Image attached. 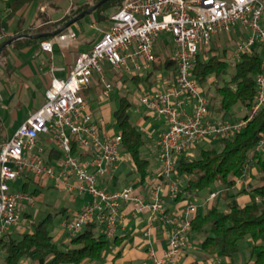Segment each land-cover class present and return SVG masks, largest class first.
<instances>
[{"label":"built area","instance_id":"obj_1","mask_svg":"<svg viewBox=\"0 0 264 264\" xmlns=\"http://www.w3.org/2000/svg\"><path fill=\"white\" fill-rule=\"evenodd\" d=\"M108 20L109 26L92 48L77 55L67 77L51 79L43 106L0 144V238L20 224L24 203L33 206L32 196L11 191V184L32 177L39 184L50 181L55 189L88 198L61 225L69 238H76L92 223L111 242L122 210L129 205L143 218L144 239L150 240L157 223L167 233L161 255L152 247L147 249L151 263L175 264L192 246L191 220L198 204L187 202L180 213L169 215L160 194L167 187L172 198L178 195L182 182L174 174L181 155L200 143L234 137L264 108V0H125ZM163 33L172 38L175 75L166 79L163 90L142 91L136 97L138 107L165 126L154 140L158 166L144 199L133 186L110 190L102 185L123 160L122 138L98 125L83 93L96 76L102 96H109L112 84L106 79L105 66L114 75L130 78L152 72L155 45ZM224 35L236 37L226 59L229 67L246 55L260 57L254 99L235 122L212 118L206 89L193 77L197 57L208 60L210 50L204 49ZM74 38L75 33L68 30L42 41L40 49L51 55L55 44L69 47ZM41 135L50 136L60 155L52 164L43 160L42 148L34 152ZM253 151L264 152V134ZM246 177L236 184L241 185ZM220 192H210L206 203Z\"/></svg>","mask_w":264,"mask_h":264},{"label":"trees","instance_id":"obj_2","mask_svg":"<svg viewBox=\"0 0 264 264\" xmlns=\"http://www.w3.org/2000/svg\"><path fill=\"white\" fill-rule=\"evenodd\" d=\"M33 1L35 0H16L11 6L8 18L14 17L17 12ZM99 1L92 0L91 4L78 6L72 15L58 23L54 22L45 32L18 28L12 34L2 33L0 46L14 36L55 31L74 15ZM124 1L109 0L88 16H93L99 24H105L109 18L106 16V12L113 9L118 10ZM47 39L49 38L41 37L15 41L1 52L0 59L8 49L19 50L40 44ZM172 52L174 53V47ZM226 59L227 57L221 58L214 55L208 60L197 57L193 77L198 85L207 87V96H209L210 88L227 75L229 65ZM160 63L167 70L166 76L174 77L176 64L173 55L171 57L167 54L162 57L155 51L152 72L144 77L145 82L154 75L153 72L160 69ZM233 70L230 79L216 88L218 96L216 108L212 109L211 101L210 110L222 113L224 117L236 104L246 109L252 103L255 94L254 78L260 71V57L243 56L235 64ZM130 79L133 81L132 83L137 84L140 78L132 77ZM132 106L133 101L126 94L119 98L118 105L112 115L122 138V150L128 154L131 169L139 175L140 181L143 183L150 171L149 157L142 153L148 140L128 115ZM263 134L264 108L243 131L234 137L210 142L209 146H211L199 150L198 155L194 158L181 155L176 160L174 177L182 182V187L176 196L177 201L206 200L210 192L221 191L215 200L208 202L209 207L203 215H197L191 220L190 235L202 238L199 241V248L208 257L219 255L231 258L239 251L240 243L248 239L250 241V258L247 264H264V152L257 154L253 151ZM213 144H216L217 147H214ZM245 175H247L248 182L238 186L236 182L242 180ZM36 194L37 191H34L33 195ZM238 197H247L248 201L241 204L232 203L226 210L219 207V201L224 203ZM24 217L29 218L30 216L24 214ZM51 217L48 215L30 232L18 233L19 237L17 238L11 234L0 238L2 264H19L22 259L48 264H83L85 262L100 264L103 261L109 241L104 238L103 234L97 232L95 225L92 223L87 225L76 238H69L67 244L63 242L58 244L52 240L48 230Z\"/></svg>","mask_w":264,"mask_h":264},{"label":"crops","instance_id":"obj_3","mask_svg":"<svg viewBox=\"0 0 264 264\" xmlns=\"http://www.w3.org/2000/svg\"><path fill=\"white\" fill-rule=\"evenodd\" d=\"M15 1L16 0H7V5L5 6V8H3L4 10H2L3 13L0 16V30L4 34H12L18 28H22V30L33 31L43 30V32H45V30L53 25L54 22L58 23L65 17L68 18L69 15H72L78 6L92 3V0H35L28 4L27 7H24L19 12H17L14 17L8 18V15L11 12V6ZM78 22L71 25V27H69L63 33L71 30L77 35H82L84 37L88 30L85 29V26H81L80 23L77 24ZM79 25L81 26L80 30ZM108 26L109 22L106 28ZM83 31L86 32L83 34ZM101 35L99 36V38L101 37ZM82 36L79 42L72 43L69 45V47L55 44L53 47V53L51 55L43 52L40 49L39 43L21 48L19 50L8 49L6 51L4 56L0 59L1 142L8 140L15 129L20 126L28 118L29 115L43 106L45 102V90L47 89L51 79H65L68 75V72H70L71 68L73 67L77 55L79 53L89 51L92 48L93 44L99 39L98 38L94 40L93 43H90L92 42L93 38H91L90 40H86V36L84 38ZM105 76L108 81H112L114 83V86H116L117 83L121 87L126 86H124L123 79L118 78V75H114L108 66H105ZM168 78L169 76H164V78H162L163 81L159 86H155V84L151 81L152 77L148 78L146 82L144 81L145 78L142 77L138 80L137 84L132 83V86H134L136 91V95L131 98V100L133 101V105L135 106L136 97L142 91H149L151 89L163 90L166 85V79ZM94 81L97 85H99L98 87L101 88V85L98 82V77L95 76ZM87 90L88 88H86L84 92ZM118 90L119 100L120 97L126 95L127 93H124L122 91L123 89L121 90V88H119ZM108 97L111 98L110 93ZM87 102L89 104L90 111L94 116L96 111L90 107V103L88 100ZM99 108H101V111L102 109L105 110L107 108V104H101L99 105ZM133 113L135 119L134 123L138 128H142L144 126L146 127V123L152 120L151 126L147 125V130L151 129V136L149 137L150 140H148L149 144L147 150L149 151L148 157H152L154 159V170L151 173L149 172L148 177L145 181H143V183H141L140 178L136 176L128 182V179L130 178L129 176H133L130 175L129 172L125 175V178L123 177V175H119V177L117 176L121 165L120 163L119 168L115 172V174L112 177L103 180L102 185L106 186L110 190H120L127 187L128 185L133 186L137 190V192L141 196H143L144 199H147V184L149 182H155L154 172L156 170V167L158 166L154 140L157 139L158 134L162 129L165 128V126L161 121L154 120L144 111V109L138 107V105L134 107ZM44 136L45 135H41L39 137L37 147L35 148L34 152H36L38 148H42V158H44L43 160L49 164H52L60 155L56 152L53 145H46L47 138L45 139ZM122 152L123 150L121 149V154ZM123 160L126 159L123 158ZM29 182L36 181L34 180V178L30 177L28 180L21 179L13 182L10 186L11 191H23L25 193H28ZM48 185L49 187H52L50 181H48ZM13 186L15 187V189H13ZM160 195L169 215L180 213L187 203L186 201L179 202L176 200V198H172L167 191V187ZM81 200L83 202L81 205L82 207L88 200V198L84 197L81 198ZM247 201V197H238L233 201V203L241 204L246 203ZM81 207L76 211H79ZM197 207V215H203L207 211L209 203L207 202L205 205L200 203ZM227 207L228 205L226 206V209ZM76 211L74 213H76ZM67 212V209L63 208L60 214L67 217ZM24 214L29 215L28 213H21V224H25L29 219L25 218ZM117 224V235L111 242L109 241V249L107 252H105L104 259L100 264H152L151 260L147 256V249H149V247H152L158 255H161L162 250L166 247L167 233L163 231V227L161 224L157 223L153 227L152 235L149 241L143 238V218L140 215L134 213L132 206H124ZM14 229L11 231L9 230L8 234H12V231L16 230L18 231V233H20L18 227H14ZM167 229L169 230L170 227L167 226ZM190 239L192 241L191 248L185 250L184 253L177 259L175 264H219V261H217V257H208L201 248H199L200 253L197 251L195 246L197 244V241L200 239L199 237L190 235ZM41 263L48 264L44 262ZM83 264L91 263L85 262Z\"/></svg>","mask_w":264,"mask_h":264},{"label":"rangeland","instance_id":"obj_4","mask_svg":"<svg viewBox=\"0 0 264 264\" xmlns=\"http://www.w3.org/2000/svg\"><path fill=\"white\" fill-rule=\"evenodd\" d=\"M7 0H1L0 2V16L2 15L4 10L3 8H5ZM9 1V0H8ZM116 10H108L106 12V16H111V13H113ZM109 19V18H108ZM96 19L93 16H85V18L81 21H79L77 24H81V26H85L88 31L86 33V35H84V37L86 38V40H90L91 38H93L92 42L93 43L94 40L98 39L99 36L107 29L106 26L108 25L109 20H107V22L105 24H99L97 21H95ZM80 26V25H79ZM81 26L79 27V30L81 29ZM74 28V27H73ZM86 32V31H85ZM84 31L82 32L83 34L85 33ZM75 33V32H74ZM81 33V34H82ZM75 38L74 40L71 42L72 43H76L80 41L81 36L77 35L75 33ZM83 37V36H82ZM83 37V38H84ZM219 42L217 43L212 42L210 43V45L208 47H206L204 50H210L209 51V55L208 57L211 56H218L221 58H225L228 57L230 55V53L233 51L234 47H235V41H236V37L235 36H231L228 37L227 35L224 36H220L219 37ZM156 46V52H158L159 54L162 55V57H164L165 55L167 56V54H169L171 57L173 55L172 52V48H173V43H172V38L165 35L164 33L162 35H160ZM160 69L156 70L151 79V81L155 84V86H159L161 84V82L163 81L162 78H164V76L167 75V70L164 69V66L162 65V63H160ZM234 67L230 66L228 68L227 71V75H225L221 80H219V82H217L215 85H213L210 88V92H209V98L213 103V108H216L218 105V96L216 95V88L220 87L222 85V83L225 81H228L230 79V76L232 74V72ZM118 75V78L123 79L124 81V86L125 87H121L119 86V84L117 83L116 86H114V83L112 81V89L110 91L111 94V98L109 97H103L101 96L100 92L102 89L98 87L99 85H97L95 83V81H93V83L90 85V87L88 88L87 91L84 92L85 98L86 100L89 101L90 103V107L95 110V114L93 116V118L95 117V120L98 122V125L105 130L106 132L110 133V134H118V127L115 124V120L113 117V112L116 109L117 105H118V95H119V88H121V90L124 93H127L129 96V99L133 98L134 95H136V91L134 86H132V81L130 78H127L126 76H121ZM162 77V78H161ZM119 87V88H118ZM205 89L207 88L206 86L204 87ZM120 90V91H121ZM101 102V103H100ZM101 104H107V108L104 110L101 108H99V105ZM135 106L136 102H135ZM134 105L132 106L131 109H129L128 111V115H130L131 121L134 123V113H133V109L135 107ZM245 113V109H243L239 104H236L235 106H233V108L231 109L230 113L227 116H223L222 113L219 112H215V111H211V115L213 119L216 120H220V121H231V120H236L239 119L243 114ZM93 115V113H92ZM152 124V120H150L149 122L146 123V127H142L139 128L142 133L144 134L145 138L147 140H150V136H151V129L147 130V125L151 126ZM10 131V128H9ZM46 139V145L48 146H52L51 142H50V136L45 135L44 136ZM210 142L207 143H200L198 145L195 146V148L191 149L189 152H187V154H185V156H187L188 158H194L198 155L199 150L201 149H205L210 147L209 146ZM148 144L145 146V148H143L142 153L146 156H148L149 151L147 150ZM214 147H217L216 144H213ZM122 156V158L126 159L123 160L120 165V169L117 173V176L119 177V175H123V177L125 178V175L128 174V172L130 173V175L133 176H129L130 178L128 179V182L136 177H139V175L134 172L131 168V161L128 158V154L126 152H122V154L120 155ZM150 160V173L154 170V159L152 157L149 158ZM248 182V178L246 177L244 182L242 183L243 185L246 184ZM181 188V185H180ZM13 189H15V187L13 186ZM37 191L36 195H33V192ZM235 192V191H233ZM27 194H32V198H33V207H28L27 205L24 206L22 212L23 213H28L29 214V219L26 221L25 224H18L16 227H18L20 230V233H25V232H30L32 231V229L34 228V226L36 224H38L40 221H42L43 219H45L48 215H51V219L49 220L48 223V230L50 235L52 236V240L56 243H65L67 244L69 241V235L68 233H66V231L64 229H62L61 225L64 221H66L67 219L71 218L74 215V212L79 209L82 205V200L81 198H84V196L81 195H76V194H69L67 192L62 191L61 189H55L52 187H49L48 182L45 184H39L37 182H29L28 184V193ZM81 200V201H80ZM234 200L231 201L228 200L226 202H221L219 201V207L222 210L226 209L227 205H230L233 203ZM195 204H206V200H196V202H194ZM25 204V203H24ZM67 209V217H65V215L60 214L62 209ZM59 213V214H58ZM22 221V220H21ZM97 228V232H100V229L98 227ZM14 227H11L10 231L13 230ZM15 230V229H14ZM11 233V232H10ZM13 237H19L18 231H12ZM200 238V237H199ZM202 238H200L199 240L201 241ZM199 240L197 241L196 244V249L199 252ZM109 249V247L106 248L105 252H107ZM200 253V252H199ZM217 261H219V264H247L249 262V258H250V241L248 239L244 240L243 242L240 243L239 245V251L234 254L231 258H225L222 256L217 255ZM2 260H3V255L0 253V264H2ZM19 264H42L41 262H34L30 259H22L20 261Z\"/></svg>","mask_w":264,"mask_h":264},{"label":"water","instance_id":"obj_5","mask_svg":"<svg viewBox=\"0 0 264 264\" xmlns=\"http://www.w3.org/2000/svg\"><path fill=\"white\" fill-rule=\"evenodd\" d=\"M109 0H100L98 3L94 4L93 6L83 10L82 12L78 13L76 16L68 20V22L64 23L63 26L60 28L56 29L55 31L52 32H46V33H41V34H23V35H18L14 36L13 38H10L6 42H4L0 46V54L1 52L8 46H10L12 43L15 41L21 40V39H39V38H53L56 37L57 35L62 34L65 30H67L71 25L74 23L78 22L79 20L83 19L85 16L89 15L91 12L95 11L98 7H100L102 4L107 2Z\"/></svg>","mask_w":264,"mask_h":264}]
</instances>
